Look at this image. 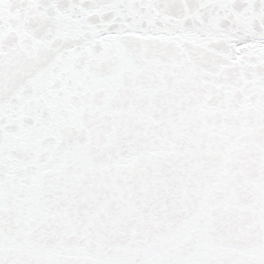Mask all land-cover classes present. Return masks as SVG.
<instances>
[{"label": "snow or ice", "instance_id": "1", "mask_svg": "<svg viewBox=\"0 0 264 264\" xmlns=\"http://www.w3.org/2000/svg\"><path fill=\"white\" fill-rule=\"evenodd\" d=\"M0 264H264V0H0Z\"/></svg>", "mask_w": 264, "mask_h": 264}]
</instances>
